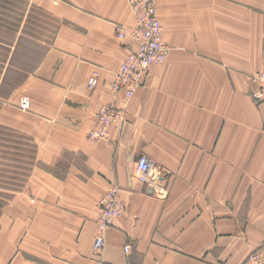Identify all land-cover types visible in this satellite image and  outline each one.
<instances>
[{"label":"crops","instance_id":"obj_1","mask_svg":"<svg viewBox=\"0 0 264 264\" xmlns=\"http://www.w3.org/2000/svg\"><path fill=\"white\" fill-rule=\"evenodd\" d=\"M63 6L56 11L72 14L52 43L17 41L18 96L10 107L0 97L1 122L32 137L36 166L47 169L16 195L20 205L32 189L30 245L21 247L34 256L0 264H250L264 240V100L253 98L250 80L264 67V0H157L168 57L124 104L123 120L95 139L100 107L123 97L111 90L124 55L114 22L135 17L126 0ZM140 154L159 174L155 187L134 175ZM114 184L126 211L96 251L100 199ZM22 224L18 217L16 232Z\"/></svg>","mask_w":264,"mask_h":264},{"label":"rangeland","instance_id":"obj_2","mask_svg":"<svg viewBox=\"0 0 264 264\" xmlns=\"http://www.w3.org/2000/svg\"><path fill=\"white\" fill-rule=\"evenodd\" d=\"M64 1L67 0H0V97L2 96L4 100L5 98L9 97L10 104L8 105V107L12 105L11 104L12 101H15L18 96L16 95V91L14 89L17 77L20 74V72L15 69V66L18 64L16 62V57H15V46L17 44V41L21 38H24L27 41V43L31 45L35 42H39V40H42L47 43H52L53 39L55 38V34H57V32L61 29V27L65 22L64 18L71 16L72 14V13H65L63 11H56L57 9L62 10L65 8L63 6ZM126 3L128 4V9L130 10V14L131 15L132 13L134 14L135 21L131 22L132 20H130V21L122 22V20H120L121 22H118L117 20V22H114V27L116 29L115 35L117 34L116 37H118V41L124 51V55L122 57L120 65L128 54L129 51L128 47L132 46L133 48H136L137 46V44L133 41L130 33H127L125 37H120L118 34L120 28H126L127 30H131L138 24V17L136 13L130 6L128 0H126ZM117 4L118 2L116 4L114 3V6H117ZM155 4L157 7V0H155ZM105 8L106 7H104V9ZM66 10L72 12L71 11L72 9L66 8ZM106 10L107 9H105V11ZM117 10L118 9H115L113 7L112 9H110L109 14H107V16L110 18L116 17V14L118 13L116 12ZM73 15L76 14L73 13ZM157 15L159 18L158 7H157ZM164 30L165 27H163V31H162L163 40H164ZM164 42L170 48V46L166 43L165 40ZM27 59L30 61H28L26 65H31L33 62L32 55H27ZM36 60H37V56H36ZM29 62H31V64ZM153 65H151L148 68L145 75H143L141 79V83L136 87L135 91L140 85H142L143 81L145 80V77L147 76V73L149 72L150 68ZM119 67L114 71V73L119 69ZM263 69L264 67L250 74V80L257 84V87H255V89L252 91L253 98H254L253 92H255L260 86L259 80L254 79V75L259 73ZM6 71H11L12 74L8 78L7 83L3 85L2 76L6 73ZM95 72L98 73V83L94 88H90L88 87V81L89 78ZM93 74L90 75L87 81V87L91 91H94L99 84V80H100L99 69L98 71H94ZM113 81H114V75H113ZM112 83H111V90L115 93L121 92L123 95V91H114L112 89ZM26 91L28 93L30 92L33 93L32 86L23 88L21 90V92L23 93ZM4 94L8 95V97H4ZM61 94L63 95L64 93ZM25 96L30 98V106L26 109H24L21 106L22 98ZM23 97H21L18 107L22 111L23 110L29 111L31 107V96L26 94ZM131 97L128 99V101L131 99ZM3 99L0 98L1 101H3ZM122 100L123 97L121 98V101ZM255 100L257 102H261L264 100V97L262 99H258V100L255 99ZM110 105L119 106L120 103L117 102L105 103L100 107V109ZM98 113H97L96 125L92 130H94L97 127ZM37 161H39L38 146L37 143L32 141V137L27 135L26 132L20 131L14 126L5 124L0 120V259H16L17 255L18 256L23 255L26 259H32L34 256L26 253L27 250H32L29 246H26V244L30 245V238L27 236L28 233L27 228L28 225L30 224L29 217L27 216V208L29 207L28 203L31 202L30 201L31 199H29V193L32 192V189L30 188L28 191H25L24 198H26L27 200L26 199L21 200L20 205L19 203L16 202V195L27 185L28 181L30 180L33 174L37 176L38 174L43 172V170L44 171L47 170L40 167L38 168L36 166ZM112 187L113 185L108 187L107 191L110 190ZM104 195L100 199L101 211H102L101 201ZM123 202L125 204L124 200ZM125 211H126V204L124 205V213ZM18 217H20V220L23 222V224L20 226V230L22 233L16 232V220ZM26 217H28V220L26 219ZM23 239L26 243V244L23 243L24 251L22 250L21 247V243ZM95 250L101 251L102 249L99 250L95 247Z\"/></svg>","mask_w":264,"mask_h":264},{"label":"built area","instance_id":"obj_3","mask_svg":"<svg viewBox=\"0 0 264 264\" xmlns=\"http://www.w3.org/2000/svg\"><path fill=\"white\" fill-rule=\"evenodd\" d=\"M130 6L138 17V24L131 30L119 29V36L125 37L130 33L136 48L128 47V54L121 63L119 69L114 73L112 89L123 91L122 103L118 105L105 106L98 113L97 127L91 131L90 137H106L108 128L114 122H120L125 115L124 104L133 95L136 87L141 83L143 75L153 64L163 63L169 54L170 48L162 38L163 27L157 15L155 0H128ZM259 80V88L253 92L255 99L264 97V69L254 75ZM98 83V73L95 72L88 81V87L94 88ZM21 106L26 109L30 106V98L23 97ZM134 175L147 186H157L158 173L151 165L146 154H140L134 167ZM121 188L115 184L106 192L102 198V211L98 220V232L94 246L103 249L106 244L105 230L108 226L124 214V202L121 197ZM130 243L125 245L126 251L131 250ZM248 261L250 264H264V240L251 252Z\"/></svg>","mask_w":264,"mask_h":264}]
</instances>
